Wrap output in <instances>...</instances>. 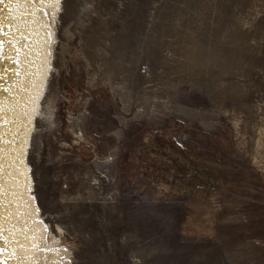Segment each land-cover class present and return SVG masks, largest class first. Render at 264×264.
<instances>
[{
    "label": "rangeland",
    "instance_id": "374dc122",
    "mask_svg": "<svg viewBox=\"0 0 264 264\" xmlns=\"http://www.w3.org/2000/svg\"><path fill=\"white\" fill-rule=\"evenodd\" d=\"M27 153L71 264H264V0H62Z\"/></svg>",
    "mask_w": 264,
    "mask_h": 264
},
{
    "label": "bare ground",
    "instance_id": "6f19581e",
    "mask_svg": "<svg viewBox=\"0 0 264 264\" xmlns=\"http://www.w3.org/2000/svg\"><path fill=\"white\" fill-rule=\"evenodd\" d=\"M60 1L0 0V264H71L38 216L27 165Z\"/></svg>",
    "mask_w": 264,
    "mask_h": 264
}]
</instances>
